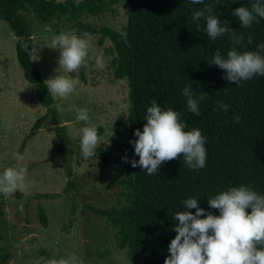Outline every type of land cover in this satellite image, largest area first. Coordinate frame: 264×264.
Here are the masks:
<instances>
[{
	"label": "trees",
	"instance_id": "16d2710c",
	"mask_svg": "<svg viewBox=\"0 0 264 264\" xmlns=\"http://www.w3.org/2000/svg\"><path fill=\"white\" fill-rule=\"evenodd\" d=\"M254 2L204 0V4L213 8V15L221 22L227 20L236 35L243 37L242 43L235 45L239 52L255 51L258 44L264 43V18L257 17L258 23L242 28L238 18L232 15L236 8H251ZM260 2L264 4V0ZM122 4L128 8L127 25L122 32L110 28L97 29L81 22L86 15L97 17ZM204 4L195 5L190 0H0V20L8 24L17 38L18 64L26 81L34 87L36 100L47 110L34 123L28 137H35L44 122L50 119L57 126L61 141L59 147L66 158L71 155L66 146L67 126L62 125L60 112L54 107L57 101L49 94L42 74L33 57L29 56L34 51V39L27 13L31 11L43 21L74 23L77 35L85 32L99 35L100 45L106 38L112 42L110 63L115 78L127 80L130 103L129 122L118 123L114 136L120 135L121 128L127 129L129 149L113 160L103 149L96 151L105 164L122 168L117 184L125 203L106 209L86 205L82 214L104 217L117 230L118 247L126 250L127 264H164L170 255V241L177 235L174 231L178 223L174 220L175 214L196 211L185 208L182 201L195 197L205 214L219 215L218 210L210 208L209 199L229 187L243 184L264 195V76L257 75L238 84L230 83L222 78L226 75L225 70L210 64L217 49L226 57L233 48V41L230 35L212 40L207 35L206 22L203 19L198 22L192 20L193 11L203 8ZM249 37L251 44L248 43ZM78 74L86 83L85 67ZM188 85L192 86L194 98L207 93L198 102L199 116L187 107L183 89ZM152 101L179 112L181 121L188 125L186 130H201L207 151L203 168H189L183 156L163 163L158 173L153 175H148L139 166H131L130 161H138L139 157L130 141L137 139L134 136L136 129L143 131L146 110ZM220 102L229 106L228 111L214 110ZM98 131L103 133L102 128ZM125 156L129 162L122 159ZM73 175L69 171L66 192L77 189L71 180ZM16 194L21 198H31L20 192ZM55 196L37 194L34 197ZM246 211L250 213L251 210ZM75 212L76 206H73L71 214L75 216ZM38 215L42 226L47 228L48 217L42 205H38ZM3 216L0 211V218ZM74 223L75 219H71L69 226L73 227ZM3 239L0 234V240ZM40 255L44 257L47 252L43 250Z\"/></svg>",
	"mask_w": 264,
	"mask_h": 264
},
{
	"label": "rangeland",
	"instance_id": "374dc122",
	"mask_svg": "<svg viewBox=\"0 0 264 264\" xmlns=\"http://www.w3.org/2000/svg\"><path fill=\"white\" fill-rule=\"evenodd\" d=\"M127 14L128 8L122 4L97 17L86 15L81 22L97 29L122 32L127 25ZM27 16L34 39L33 59L44 81L56 74L68 75L59 69V50L51 48V40L63 31L77 34L76 24L66 20L43 21L31 11ZM90 37L93 47L85 67L87 82H82L78 73H69L80 81L76 91L67 99L55 98L63 109L59 110L62 125L67 126L66 146L71 155L66 158L59 147L57 126L50 119L35 137H28L34 123L47 110L36 100L35 89L26 81L18 64L17 38L8 24L0 20V174L4 168L16 164L12 154L19 152L25 157L31 184L27 194L30 199L16 193L11 197L0 195V211L4 213L0 218V234L4 237L0 240V264H46L50 259L67 258L71 253L82 264L128 263L126 250L118 247L117 230L104 217L82 214L86 205L104 209L124 205L117 184L122 168L105 164L99 152L92 158L83 157L80 128L84 124L76 120V113L69 111V106L89 110L91 123L97 130L103 129V133L98 131L101 144L97 149H103L112 160L129 149L127 129L121 128L120 135L114 136L118 123L129 122L128 82L115 78L110 60L104 69H97L91 57L96 52L109 57L113 45L107 38L100 45L99 35ZM69 171L74 174L71 180L77 189L66 192ZM37 194L56 196L38 199L34 197ZM38 205L43 206L48 217L47 228L41 224ZM73 206H76L75 216L71 214ZM71 219H75L73 227L69 226ZM43 250L47 252L44 257L40 255Z\"/></svg>",
	"mask_w": 264,
	"mask_h": 264
},
{
	"label": "clouds",
	"instance_id": "9594fccd",
	"mask_svg": "<svg viewBox=\"0 0 264 264\" xmlns=\"http://www.w3.org/2000/svg\"><path fill=\"white\" fill-rule=\"evenodd\" d=\"M192 4H204V0H190ZM192 13L195 22L203 19L206 22L207 35L215 40L218 37L230 35L233 48L226 57L220 50H216L210 64L225 70L222 78L238 84L257 75L264 76V43L258 44L255 51L236 50L235 45L242 43L243 37L236 35L229 27V22H221L213 15V8L206 5ZM238 18L242 28H249L253 22H259L257 17L264 18V4L255 0L251 8L241 6L232 13ZM125 36L124 33H121ZM251 44V37L248 39ZM53 49L59 50V69L68 75L56 74L44 83L53 98L67 99L76 91L80 83L78 78H73L69 73H78L82 67H87V62L92 50V41L89 33L77 35L71 31H63L52 37ZM29 56L36 57L33 52ZM97 69H104L112 57H105L102 52H96L92 57ZM183 95L186 98L188 109L196 116L200 115L199 100H203L207 93H201L199 98H194L192 86H185ZM62 111L59 105H54ZM229 106L223 102L218 103L214 110L228 111ZM69 111L76 113V120L83 122L80 128V149L85 159L96 156V149L100 146V136L97 126L91 123L89 110L75 105L69 106ZM146 123L143 131L136 129L134 145L135 155L139 160L130 161L132 167H141L148 175L158 173L160 166L173 159L184 158L185 164L193 169L203 168L207 159L205 137L198 128L186 130L188 125L181 121L180 113L172 108L161 107L156 101L147 107L144 117ZM237 122L239 117L236 118ZM16 161L14 166L4 168L0 174V195L13 196L17 191L29 194L31 184L27 179V165L25 157L19 152H14ZM129 162L125 156L122 158ZM191 211H179L174 220L177 235L170 241V253L164 264H264V195L259 194L251 186L240 185L229 187L209 199V206L219 211V215L198 206V199L190 197L182 201ZM250 209V213L246 211ZM22 210V209H21ZM203 217V218H202ZM46 264H82L75 253L67 258L50 259Z\"/></svg>",
	"mask_w": 264,
	"mask_h": 264
}]
</instances>
